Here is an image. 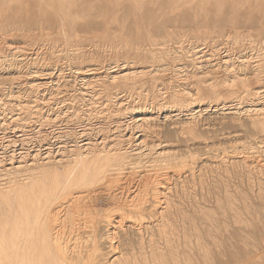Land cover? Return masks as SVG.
<instances>
[{
  "label": "bare ground",
  "instance_id": "1",
  "mask_svg": "<svg viewBox=\"0 0 264 264\" xmlns=\"http://www.w3.org/2000/svg\"><path fill=\"white\" fill-rule=\"evenodd\" d=\"M15 1L16 4L19 3L17 0ZM32 1V4H34L32 6H35L36 10L41 12L43 15H47L50 11L57 12L59 25L57 26V23L56 26L59 28V30H61L60 35L62 33L64 34V36L61 37L62 39H60L65 42L68 48L70 47V39H72L70 37L73 36L72 31L76 29L74 27L75 20H77L78 15H81L79 14L80 10V13L82 14L83 11H89L91 13L94 10L92 8L94 4L95 6L96 4H99V8L105 11L108 8L112 10H125L124 13H127L128 15L122 13V16H119V14H117L114 18L109 20L107 19V16L103 22V25L107 29L113 26V28L120 34L119 40L112 42L109 51L113 53V51H116L118 48L123 50L124 53L126 52L133 59H135V61L138 63V66H133L136 65L134 63L132 66H125L123 68L124 70L119 69L118 67V70L115 71V74L118 75L124 71L125 73H123V75L120 77H112V83L115 84L114 86L121 83L126 84L128 81L131 83L135 80L146 79V82L150 83V87H152L153 90L159 93L162 91L163 95L166 94V96L168 95L171 97L172 101L176 103V105L181 106L184 103L192 101L194 98V101L197 105L196 112H194L197 113L198 117L201 116L204 111H208L212 108L215 110L219 107L220 110L222 108L226 109L232 101L235 102L236 100H243V98L249 96L251 97V95L260 96V93L258 92L260 90V86L258 84L264 82V62L262 64L260 61H257L251 72H248V65H250V59H253L252 51L255 50L250 46V43L252 44L253 42H259L260 44V41L264 40V36L260 32L262 30V24L260 22L254 24V18H251L250 16L253 8L250 10L251 12L248 10L250 13L245 11L244 15L246 12L248 13L245 16L241 15L242 13H240L246 4L250 6L251 1L253 0H199L198 5H196L199 13L196 15L197 17L195 16L196 19L194 17V21L196 22H194L191 26L200 33V36L197 39L198 43L193 45L190 44L188 49L184 52H181L183 50L182 41H184L183 38L185 39L186 35L188 34L186 33L187 30H184L183 26L178 25L180 22V17L177 15V10H182V7L185 5H191V2H193L191 0H149V3H143L144 0L143 2L142 0H93V2L89 0H45L39 2L38 0V4L34 3L36 2L35 0ZM76 1L79 2V5L82 6V9L79 7V10H77L78 8L76 9L77 13L74 12L75 14H72L73 10H71V6H75L73 5V2L76 4ZM260 1L263 0H256V2ZM150 3L156 4V7L154 6V10L150 9V7H152L150 6ZM253 4L255 3H252L250 7H255V5L258 3L252 6ZM260 4H263V2ZM83 5H85V7H83ZM2 7L4 6L2 5ZM193 7L195 8V6ZM143 8H146V11H142L147 13L146 18L138 19V15L141 13H136V11L144 10ZM0 9L3 10V8ZM188 9L190 10L191 7L189 6ZM29 11L31 10L29 9ZM132 11H134V13H131ZM86 12L85 14H89ZM34 15L35 14H33V16ZM106 15H108V13ZM86 17H89V15ZM86 17L83 18L86 19ZM244 18L248 19L247 22L250 23L249 26H247L246 23H243V25L240 24ZM78 21L81 20L79 19ZM48 26L50 25L48 24ZM79 26L81 29L85 30L88 28V23L86 22ZM39 28L40 27L38 26V29ZM48 28L49 27H47V30ZM252 30H254V32ZM44 31L45 30H43V32ZM127 31H134V37L128 38L126 35ZM191 33L193 34V32ZM85 34L81 35L84 36ZM95 34L99 35V33L95 32L93 34L94 37H96ZM195 34H197V32ZM76 36H79V33ZM39 37H41L40 34L38 38ZM89 37L91 36L89 35ZM221 38L230 41L231 44L228 45L225 43L226 40L224 41V39ZM75 41L78 43L77 38ZM246 43L249 45L247 44L248 46H246ZM261 45L258 46L259 49ZM74 46L77 45H73L72 47ZM252 46L255 45L252 44ZM262 48L264 49V46ZM175 49H179V52H176ZM171 51H173L174 55L180 52L189 53L195 62V70L202 69L195 85L191 86L182 82H179V84H174L173 80L178 78L180 71L178 69L177 70L179 72L176 70L177 66L175 67V65H170L167 63V61L164 62L165 55H168V53ZM14 56L12 55V57ZM76 56L77 55H75L72 50H69L64 55V59L66 58L69 61ZM169 56L170 54L166 58L168 59ZM37 57L38 56L35 54V58L31 59L30 57L31 60L29 59V61H26V57L24 58L25 60L20 59L19 61L12 59L9 61L8 68L6 69L8 70L10 68L11 71H17L23 65H26L27 67H36L38 65ZM260 60H262V58ZM68 64H70V61ZM53 70H55V68ZM52 73L53 72H51V74ZM80 73H82V70ZM92 73L93 72H91V74ZM167 74L168 79L166 80L164 78ZM182 79L185 81L187 80V78ZM144 84L145 83H143V85ZM205 94H207L208 99L213 100V102L209 101V103H203L202 98ZM223 94L229 97L227 98L228 100L221 98ZM150 113L143 112L132 117L131 120H134L133 122L138 127V129L142 128L152 131L156 128L154 120L158 118V115L153 117V114ZM263 113L264 109L254 110L256 118L260 115L263 116ZM194 120L195 117L192 116V120L189 121L192 124L189 123L188 125H194ZM261 120L262 121L256 120V122L254 121L251 124H254L256 129L258 127L260 130H263L262 132H264V120ZM158 127L159 126L157 125V128ZM159 129L160 127L157 130ZM187 130L188 132H191L192 128L188 127ZM169 134L171 133H168V135ZM157 138H159V136ZM263 141L259 144L263 145ZM147 147V152H137L136 149L124 150L123 153H120L119 151L121 149H103L101 153L93 152L90 158L84 157L81 153H79L78 156L72 161L65 162L62 160H49L47 162H42L35 166L28 167L23 171L15 170L12 173L5 174L6 178L4 180H0V264H133V261L131 262L130 258L128 257L131 254L134 255L133 252H135V250H138L139 253L142 254L140 257L144 259V264H170L169 260H172V255L170 253L171 239L169 240V236L171 235V227L168 226V205L171 204H168L170 203L168 202V193L175 185L173 184L174 181L176 182L181 178H184L186 181V178H193V175L195 176V174L192 173V170L193 167L195 168L197 165V161H195V159L190 161H180V158L182 157H179V159L175 161L179 155L175 157L176 153L172 154L173 152L171 153L170 151H167L166 145H163L161 142L158 144L153 143ZM260 151H262L261 154H264V150ZM234 154L235 153H233V155ZM238 154H235V156L232 157L227 155L225 159L233 158L236 160L237 158H241L244 163L251 164H258L261 162V165L259 166H261V168L263 167L262 170L264 169L263 154V158L260 157L259 160H253L254 158L249 160L247 156L244 155L240 157L237 156ZM219 164L220 167L223 166L221 165V162ZM228 166L230 167V165ZM193 179L191 180L193 181ZM233 217L236 219V221H239L243 224L242 226L239 225L240 227L236 229V234L234 233L235 237L237 238L236 242H241V245L238 246V243H236V245L234 243L236 238L233 239V241L231 240L232 238L230 239V237L228 240L230 239V241L233 242L232 245H227L226 243H229L230 241L227 242L226 239H224L226 241V243H224L225 245H221V242H217V244L221 245V249L220 251H218L219 249H213V252L214 250L219 252V254L217 253L216 258L214 256L216 262L214 259L211 260L214 261L215 264H251L252 262L256 261L252 260L253 258L251 252L253 251H250V248H248V241L251 239L250 237L254 235V232L256 233V230L252 229L255 228L252 227L254 224L249 228L248 224L250 223L246 224L247 221L244 223L243 220H241L242 218L240 219V216L233 214ZM227 224L228 223H226V225ZM229 227L230 226H227L228 229ZM257 228L259 229V227ZM232 232L233 230H231L229 236L233 234ZM211 234L206 235L210 236ZM262 234L264 236V231ZM155 237L158 240H156ZM129 238H132L134 241H131L132 239ZM253 238L256 237H252V240H254ZM125 240L127 242H124ZM211 241L214 242V240ZM205 243L199 244V249H201L203 253L202 256L199 254L198 256L202 257V264H210L209 258L211 256L209 255V252L211 250H207V248L202 246V244L204 245ZM259 245L260 244H258V246ZM123 246H126L125 248L129 247V249H123ZM195 250L194 253H196ZM128 251H130L131 254ZM214 253L213 255H215ZM182 254L184 253L182 252ZM258 254H260V252ZM135 255L132 257H135ZM124 256L126 258H123ZM195 256L197 255L195 254ZM198 256L195 258L197 259ZM217 256H224V258L226 257V260H222L223 258L221 259L220 257L217 258ZM261 256L263 258V254ZM186 258L188 257L185 256L183 259L186 260ZM191 258H194V255L193 257L191 256ZM210 259H212V257ZM139 261L141 260L139 259ZM173 262L174 264H186V261L182 260V263L176 258L173 259ZM212 263L213 262H211V264Z\"/></svg>",
  "mask_w": 264,
  "mask_h": 264
},
{
  "label": "rangeland",
  "instance_id": "2",
  "mask_svg": "<svg viewBox=\"0 0 264 264\" xmlns=\"http://www.w3.org/2000/svg\"><path fill=\"white\" fill-rule=\"evenodd\" d=\"M7 1H10V4ZM14 1L15 0H0V8H3V10L0 9V180H4L6 178L5 174L7 173H12L15 170L23 171L28 167L35 166L42 162H47L49 160H62L68 162L74 160L79 153H81L84 157L90 158L93 152L101 153L103 149H121L119 151L120 153H123L124 150L136 149L137 152H147V146L153 143L158 144L161 142L163 145H166L167 151H170L171 153L173 152L172 154L176 153L175 157L179 155L175 161H177L179 157H182L180 158V161H190L195 159V161H197L198 167L202 166L201 168H198L197 165L195 168L193 167L194 171L192 170V173L195 174L196 178L193 175V178L195 179L188 177L186 178V181L184 178H181V181H174L173 184L175 185L172 188L173 191L170 190L168 193V202H170L168 204H171L168 205V226L171 227V237L169 236V240L171 239L170 244L172 245H170V249L172 251H170V253L173 256H171L172 260H169L170 264H174L173 259L175 258L180 262H182V260L186 261V264H202V257H199L198 254L202 256L203 251L199 249V244L205 243L206 241L207 244L205 243V246L202 244V246L207 248V250H211L210 252L208 251L210 253L208 254L212 257V259H210L211 257L209 256V263L211 264V262H213L212 264H215V258L217 253L219 254L218 251H220L221 245L226 243V241L229 242L231 238V240L235 239L236 237L234 233L236 234V229L243 225L234 219L233 214L240 216V219L242 218L241 220H243L244 223H246L245 221H247L246 224L250 223L248 224L249 228L254 224L252 227L255 228L252 229H255L256 233L254 232L252 237L256 238H253L254 240H252V237H250L251 239L249 238L250 242L248 241V245L250 246L251 244V246H248V248H250V251H253L251 252L253 258L252 260L256 261L252 262L251 264H264V236L262 234L264 231V169L262 170L263 167L261 168V166H259L261 165V162L258 164H251L244 163L241 158H239L240 161L238 158L236 159L238 161L233 158L225 159L227 155L232 157L238 153L239 154L237 156L241 157L245 155L249 160L251 158H254L253 160H259L260 157L263 158L262 156L264 154L262 153V155V151L260 150H264V132H262L263 130H260L258 127L256 129V126H254V124L252 125L251 123L254 121L256 122V120H264V113L263 116L259 114L260 116L257 118L254 114V110L264 109V82L258 84L260 86V90L258 91L260 96L251 95V97H245L243 100H236L235 102L232 101L229 104L230 107L227 106L226 109L222 108L220 110L219 107L215 110L212 108L208 111H204L201 116L198 117L197 113H195L197 105L193 97V99L191 98L192 101H189L191 103H184L181 105V107L176 105V103L172 101L171 97L168 95L166 96V94L163 95L162 91L159 93L153 90L152 87H150V83L146 82V79L135 80L134 82L130 81L131 83L128 81V83L125 82L127 85L121 83L114 86L115 84L112 83V77H120L123 75V73H125L124 71L118 75L115 74V71L118 70V67L119 69H123L125 66H132L134 63L136 65L133 66H138V63L135 61V59H133L126 52L124 53L123 50L118 48L116 51H113V53L109 51L112 42L119 40L120 34L113 28V26L107 29L103 25V22L107 16L108 20L114 18L117 14L122 16V13H124L125 10H112L108 8L106 9V12L105 10L99 8V4H96V6L94 4L92 7L94 10L91 13L89 11H83L82 14L80 13V10L79 14L81 15H78L77 20H75L74 27L76 29L72 26L76 32L75 30L72 31L73 36L70 37L72 38L70 39L72 42L69 40L70 47L72 49L70 47L69 49L65 42L61 40V37L64 36V34L62 33L63 35H60L61 30L57 28L59 25L57 12L50 11L52 14L48 12L47 15H43L41 12L36 10L35 6H32L34 5L32 4V0H17V2H19L18 4H16V1ZM35 1L36 2L34 3L38 4L39 2L45 0H39V2L38 0ZM89 1L93 2V0ZM191 1V5L195 6L196 8L199 0ZM145 2L149 3V0H144L143 3ZM261 2H263V4H260ZM11 3H15L16 5ZM155 3H150V6L153 7H150V9H155ZM252 3L258 4L252 5H255V7H250ZM2 5L4 7H2ZM73 5L75 6H71V10H73L72 14L77 13V8V10H79V7L82 9V6L79 5V2L77 1L76 4L73 2ZM191 5H185V8L182 7V10H177V15L180 17V22L178 25L183 26L184 30L186 29V33L188 34L186 35L185 39L183 38V50L181 52L186 51L190 44H197V39L200 36V33L191 27L193 23L196 22L194 21V17L199 13L197 8L195 9ZM263 5L264 0L260 2L253 0L251 1L250 6L246 4L240 13H242L241 15H244L245 11L248 12V10L250 11L253 8L254 12L252 11V13H250V11L248 13L251 14V18H254V24L259 22L262 24V30L260 32L264 36ZM189 6L191 7L190 10L193 12V14L188 9ZM83 7H85V5H83ZM29 9L31 11H29ZM142 11H146V8L144 10L136 11V13H141L138 15V19L146 18L147 13ZM85 12L89 14H85ZM247 12L245 15L248 14ZM107 13L108 15H106ZM131 13H134V11ZM33 14L35 15L33 16ZM88 15L89 17H86ZM125 15L128 14L126 13ZM83 17H86V19ZM79 19L82 22L78 21ZM247 21L248 19L244 18L240 24L243 25V23H246V25L249 26L250 23ZM86 22L88 23V28L85 30L81 29L79 25ZM48 24L50 26H48ZM38 26L40 27L39 29ZM47 27L50 29L48 28L47 30ZM43 30H45L46 33L45 31L43 32ZM94 31L99 33V35L97 34V36L95 34L96 37H94ZM195 31L197 34H195ZM252 31L254 32V30ZM191 32H193V34ZM78 33L79 36H76ZM80 33H86V36H82ZM134 33V31H127L126 35L128 38H132L134 37ZM39 34L41 37L38 38ZM48 34L51 38L48 36ZM89 35L91 37H89ZM76 38L78 43L75 41ZM225 40L226 39H224V41ZM263 41L264 40L260 41V44L259 42H257L258 44L253 42L252 44L255 46H252L250 43V46L255 50L252 51L253 59H250L248 72L253 70L257 61H260L262 64L264 62V49L262 48L264 46ZM79 43L82 44L80 45ZM225 43L228 45L231 44L230 41L227 40ZM247 44L248 43H246V46L249 45ZM73 45L77 46H74V48L72 47ZM260 45L261 47L259 49L258 46ZM66 48L72 50L73 53L77 55L72 60H69L70 64H68L69 61L66 58L64 59V55L67 53V51H69ZM48 50L51 52L49 53ZM175 50L176 52H179V49ZM181 52L174 55L173 51H171L168 53V55L170 54L168 59L166 58L168 55H165L164 62L167 61L168 64L175 65V67L177 66L176 70L178 69L180 71L178 78L173 80L174 84H179V82H182L191 86L195 85L202 69L195 70L196 66L193 57H191L189 53ZM51 53L55 54L52 55ZM35 54L38 56V65L36 67H27L26 65H23L19 68L20 70L18 69L17 71H11L10 68L8 70L6 69L8 68L10 60L15 59L16 61H19L20 59H24L26 57V61H29L30 57L31 59L35 58ZM12 55L15 56L12 57ZM260 57L262 60H260ZM48 68L52 70H49ZM54 68L56 71L53 70ZM81 70L82 73H80ZM51 72L53 73L51 74ZM91 72L93 73L91 74ZM182 78H187V80L185 81ZM164 79H168V74ZM143 83L145 84L143 85ZM221 98L228 100L227 98L229 97L223 94ZM209 101L213 102V100H209L207 94H205L202 98V102L209 103ZM143 112H151L150 114H153V117L158 115V118L154 120L156 128L152 131L142 128L138 129V127L133 122L134 120H131L132 117ZM192 116L195 117V123L194 125H188L190 123L189 121L192 120ZM157 125L160 127L159 130H157L159 128H157ZM188 127L192 128L191 132H188ZM168 133L171 134L168 135ZM158 136L160 139L157 138ZM262 141L263 145L259 144ZM255 151H258L259 153H256ZM233 153L235 154L233 155ZM199 161H201L202 164ZM220 162L221 165H223L221 167L219 164ZM228 165H230V167ZM191 179H193V181ZM226 223L228 224L226 225ZM227 226H230L229 229ZM257 227H259V229ZM226 228L228 229V233ZM230 229L233 230V234L231 233L232 237L229 236L231 232ZM218 233L221 234L219 235ZM206 234L211 235L207 236ZM229 237L230 239L228 240ZM224 239H226V241ZM211 240H214V242ZM131 241L134 240L132 239ZM236 241L237 238L235 239L234 243H238V246H240L241 242ZM124 242L127 241L125 240ZM217 242H221L222 244H217ZM226 244L232 245L233 242L230 241ZM258 244H260V247ZM125 247L126 246H123V249ZM125 249H129V247ZM213 249L219 250L217 252L214 250V253ZM194 250L196 253H194ZM130 251L128 252L130 253ZM182 252L186 257H188L186 260L183 259L185 256L182 254ZM259 252L260 254H258ZM213 253L215 255H213ZM133 254H136V261L135 257H132L134 255L131 254V257H128L130 258L131 262L133 261V264L135 262V264H144V259L140 257L142 254H140L138 250H135ZM195 254L198 256L197 259L195 258L197 257ZM262 254L263 258L261 256ZM193 255L194 258H191ZM125 256L123 258H126ZM219 257L220 256H217V258ZM220 258H223L222 260H226V257L224 258V256H221ZM139 259L141 261H139ZM213 259L215 262L211 261Z\"/></svg>",
  "mask_w": 264,
  "mask_h": 264
}]
</instances>
